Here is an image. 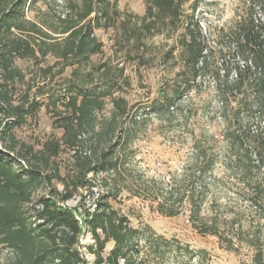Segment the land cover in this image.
<instances>
[{"label":"trees","instance_id":"1","mask_svg":"<svg viewBox=\"0 0 264 264\" xmlns=\"http://www.w3.org/2000/svg\"><path fill=\"white\" fill-rule=\"evenodd\" d=\"M34 1L0 0V254L7 253L0 264H88L82 247L94 256L93 264H147L141 240L156 254H163L170 243L148 225L132 226L114 208L111 199L119 188L100 194L92 210L79 218L63 205L79 189L92 193L99 180L106 186L107 177L118 174L132 154L138 123L152 114L157 119L172 114L175 102L205 73L210 49L204 31L198 16L183 10L192 0H143L141 15L120 11L117 0H80L52 23L28 18L26 10ZM252 3L264 12V0ZM249 19L234 34L235 52L248 63L237 66L230 88L236 94L239 81L245 80L254 98L250 112L264 115V22ZM108 26L118 31V45L134 43L136 50L146 49L144 40L159 33L174 37L178 59L170 68L180 70L170 96L138 107L125 96L129 82L122 69L108 60H91L103 53L94 30ZM167 55L175 57L173 50ZM17 58L31 60L33 70L24 72L15 64ZM41 108L60 134L22 139L17 131L36 123ZM234 108L237 117L240 108ZM238 131L230 132L236 144L243 142ZM66 151L68 166L62 170L57 158ZM85 233L92 241L82 244ZM252 264H264L260 251Z\"/></svg>","mask_w":264,"mask_h":264},{"label":"rangeland","instance_id":"2","mask_svg":"<svg viewBox=\"0 0 264 264\" xmlns=\"http://www.w3.org/2000/svg\"><path fill=\"white\" fill-rule=\"evenodd\" d=\"M72 2L80 0H35L26 14L32 20L52 23L69 12ZM194 4L200 7L193 10ZM117 6L139 15L144 11L143 0H117ZM183 10L198 16L204 31L210 49L205 73L175 102L172 114L162 119L152 114L138 123L130 144L132 154L118 174L107 177L106 186L99 180L92 193L79 189L63 206L79 218L92 210L100 194L119 188L117 197L111 199L114 208L132 226L148 225L155 236L170 243L163 254H156L141 240L147 264H252L257 251L264 258V115L250 112L254 98L245 80L239 81L236 94L230 84L237 66L248 63L235 52L237 25L248 24L250 16L255 22H264V12L252 0H192ZM94 32L103 44V53L92 55L91 60H108L122 69L129 82L125 96L131 103L148 106L172 94L173 84L179 80L175 73L180 70L179 66L170 68L178 59L174 37L159 33L144 40L146 49L136 50L134 43L118 45L114 26ZM171 50L173 59L167 55ZM15 64L24 72L33 70L31 60L17 58ZM234 107L240 108L237 117ZM51 121L41 108L36 123L17 134L26 141L42 139L47 133L59 135ZM236 130L243 139L237 144L230 136ZM252 133L261 134L253 137ZM57 161L62 170L67 168L69 152H62ZM56 188L61 187L57 184ZM91 241L88 233L81 236L82 244ZM111 245L107 243V251ZM81 251L86 262L93 264L94 256L84 247ZM6 255L0 254V260Z\"/></svg>","mask_w":264,"mask_h":264}]
</instances>
